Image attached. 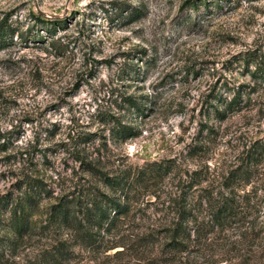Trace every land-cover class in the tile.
Here are the masks:
<instances>
[{
	"label": "rangeland",
	"instance_id": "rangeland-1",
	"mask_svg": "<svg viewBox=\"0 0 264 264\" xmlns=\"http://www.w3.org/2000/svg\"><path fill=\"white\" fill-rule=\"evenodd\" d=\"M0 26V195L49 191L23 237L1 212L17 252L1 264L63 239L70 264H264V0H0ZM223 194L238 206L219 222ZM65 196L126 210L86 239L52 216Z\"/></svg>",
	"mask_w": 264,
	"mask_h": 264
},
{
	"label": "trees",
	"instance_id": "trees-1",
	"mask_svg": "<svg viewBox=\"0 0 264 264\" xmlns=\"http://www.w3.org/2000/svg\"><path fill=\"white\" fill-rule=\"evenodd\" d=\"M252 76L256 80L264 83V63L258 65L256 70L252 73ZM236 101L237 100L234 99L228 104V110H233ZM113 131L116 132L118 137L124 139L138 135L132 127L122 123L113 127ZM247 153L251 155L253 152L248 151ZM263 154L262 152L260 153V155ZM257 163V159L252 160L247 157L246 160H244L243 158L240 165L228 173L223 184L229 189L230 195L235 193L233 189L238 184L236 182L242 181L243 185L251 183L249 174L250 168L253 164ZM24 185L28 188L21 194L14 195L13 192H10L5 195H0V214L4 211L5 213H9L6 224L9 230L17 235V237H23L31 231V220L37 211L39 196L42 193L49 192L46 190L41 180H29ZM19 188H21V186ZM227 197L228 195L226 196L223 194L216 205V214L219 222H224L229 218L234 213V209L238 206L236 200H229L230 198ZM90 202V206L75 210L74 208H76L78 204H81L79 197H62L59 202L53 205L52 216H54L56 223L68 225L67 227L77 230L79 236L88 239L92 238L91 235L93 232L86 230L85 226L88 229L100 228L103 226V221L109 218L108 207L113 209L114 215L121 214L126 210L124 204L122 205L120 202L111 199L106 201V197L100 199L95 198ZM79 210H81L82 217L77 215ZM179 214L181 215V219L176 223L173 232L176 237L180 236L185 239L191 236L189 225L187 224L188 214H184L182 211H180ZM87 224H90L91 227H87ZM15 242L16 241L12 238L0 237V264L3 258H5V255L14 257L17 254ZM68 242L69 240L67 239L59 240V245H54L52 248L50 247L41 251L35 261L28 264H70L74 259L70 252L71 249Z\"/></svg>",
	"mask_w": 264,
	"mask_h": 264
}]
</instances>
